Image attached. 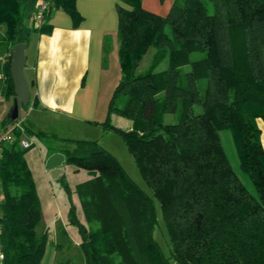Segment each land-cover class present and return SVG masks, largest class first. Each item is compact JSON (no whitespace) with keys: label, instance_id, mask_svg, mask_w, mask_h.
I'll return each instance as SVG.
<instances>
[{"label":"trees","instance_id":"trees-1","mask_svg":"<svg viewBox=\"0 0 264 264\" xmlns=\"http://www.w3.org/2000/svg\"><path fill=\"white\" fill-rule=\"evenodd\" d=\"M34 2L0 0L5 97L14 95L11 46L26 40L23 20ZM56 8L73 24L82 18L75 0H48L36 31L50 30ZM115 9L119 75L97 122L119 132L151 192L96 138H63L79 150L63 144L65 159L90 173L76 185L88 225L72 203L67 210L84 264H264V148L257 123L264 120V0H173L163 15L141 0H118ZM162 59L165 66L157 69ZM113 111L129 117V127L112 123ZM166 113L174 119L165 120ZM18 118L5 114L2 130ZM225 129L248 183L223 146ZM13 132L0 155V264H39L47 232L35 229L40 198L21 130L14 125ZM58 177L66 185L62 172ZM154 199L166 252L153 234Z\"/></svg>","mask_w":264,"mask_h":264},{"label":"crops","instance_id":"crops-1","mask_svg":"<svg viewBox=\"0 0 264 264\" xmlns=\"http://www.w3.org/2000/svg\"><path fill=\"white\" fill-rule=\"evenodd\" d=\"M116 1L118 0H75V6L82 15L79 22L73 24L67 11L56 8L48 19L50 30L38 32L34 29L31 18L37 2L35 0L23 20L26 39L23 68L29 87L27 109L47 113V117L43 116L41 122L52 123L48 129L37 130L36 133L40 131L37 134L63 140L60 145H48L45 158L53 152H61L64 154L61 162L65 160V153L61 149L66 142L63 138L72 137V134L69 135L71 131L82 133V123L98 118L101 120L105 116L102 115L104 107L100 100L102 79L109 51H117L119 44L116 33ZM172 1L141 0L145 8L162 15L168 11ZM2 56L3 53H0V60ZM2 83L0 79V97H5ZM4 99L9 100L10 104L2 117L9 115L13 95ZM113 123L129 127L130 120ZM257 123L264 148V120L258 117ZM23 126L25 133H22V137L28 138L27 127ZM2 128L0 122V131ZM65 130L67 133H64ZM45 167L48 168L46 164Z\"/></svg>","mask_w":264,"mask_h":264},{"label":"rangeland","instance_id":"rangeland-1","mask_svg":"<svg viewBox=\"0 0 264 264\" xmlns=\"http://www.w3.org/2000/svg\"><path fill=\"white\" fill-rule=\"evenodd\" d=\"M26 17L27 15L24 19ZM150 52L151 48L144 53L137 69H141L142 66L147 63ZM165 63L166 61L162 59L156 68L159 69L164 67ZM118 73L119 63L117 51L110 50L107 59V68L103 75L101 87L100 100L104 107L102 115L106 112L107 102L117 80ZM4 98L6 97H0V122L3 113L10 104V101L5 100ZM115 101L118 104H122L123 96H116ZM43 116L47 117V113H40V111L33 112V110L27 109L24 105H22L19 113V117L23 119V125L27 127L26 136L32 140V143L25 149L24 156L32 171L36 191L40 198V220L36 224L35 229L37 232L42 230H46L47 232V240L39 264H84L83 254L79 248L80 233L77 224L68 219L67 210L68 206L72 203L77 217L88 225L87 216L82 208L76 185L88 178L90 173L86 168L77 165L73 161L65 159L58 165L59 172L64 174L65 185L57 175H52L50 170L45 167L44 159H46L45 156L46 151L48 150V145H60L63 140L36 133V131L41 128L48 129L52 124L48 121L41 122ZM99 119L100 118L90 120L87 123H82L80 125V128L83 131L82 133L71 131L72 133H69V135L72 134L73 138H96L104 147L115 154L129 176L146 192L150 193V186L141 175L133 156L128 150L119 132L114 129L103 130L97 122ZM164 119L169 121L174 119V115L172 113H166ZM34 120L36 122H32ZM120 120L127 121L130 120V118L114 111L110 113V121L112 123ZM8 126H12L10 122L7 123V127ZM3 130L1 129V131ZM65 131L66 132L64 133H67V130ZM220 135L223 146L228 153L232 164L239 172L237 155L229 130H221ZM65 144L72 152L79 151L76 150L74 141L68 140ZM239 174L244 181L248 183L247 175L241 172H239ZM249 186L251 185L249 184ZM154 202L157 222L155 223L153 234L166 252L168 247L163 225L164 223L158 202L156 199H154ZM62 228H65L66 233L61 232ZM56 243H58V246Z\"/></svg>","mask_w":264,"mask_h":264},{"label":"water","instance_id":"water-1","mask_svg":"<svg viewBox=\"0 0 264 264\" xmlns=\"http://www.w3.org/2000/svg\"><path fill=\"white\" fill-rule=\"evenodd\" d=\"M25 41L19 40L11 46V59L9 64L10 76L13 84V102L9 112L10 119H15L20 111L22 105L28 103L29 100V87L28 81L24 74V64H25ZM64 158V154L61 152H53L50 154L46 160L45 164L49 168L52 175H57L60 173L58 164Z\"/></svg>","mask_w":264,"mask_h":264},{"label":"built area","instance_id":"built-area-1","mask_svg":"<svg viewBox=\"0 0 264 264\" xmlns=\"http://www.w3.org/2000/svg\"><path fill=\"white\" fill-rule=\"evenodd\" d=\"M47 3H48V0H37L35 10H34L32 17H31L33 25L37 26L42 21L43 12L47 6ZM2 62H3V56L0 60V79L1 80H3V78H4V74L1 70ZM11 125L12 126L6 127L0 133V155H1V148H2L3 142L10 141V140L14 139V137H15V134L13 132V126L14 125L18 126L19 129L21 130V135L19 137L20 145L21 146H29L32 143L31 139L22 137V133L24 132V129H25L23 124H22V118L19 117L18 120Z\"/></svg>","mask_w":264,"mask_h":264}]
</instances>
